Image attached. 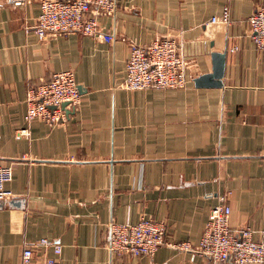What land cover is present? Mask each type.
Masks as SVG:
<instances>
[{
    "label": "crops",
    "instance_id": "1",
    "mask_svg": "<svg viewBox=\"0 0 264 264\" xmlns=\"http://www.w3.org/2000/svg\"><path fill=\"white\" fill-rule=\"evenodd\" d=\"M40 1L0 0V165L13 167L14 195L0 202V264H21L42 239L62 246L63 264H213L169 247L153 257L111 253L108 226L145 216L166 224L169 242L195 248L222 199L232 229L263 239L264 49L249 18L264 0H120L101 21L110 43L40 39ZM227 8L231 23H214ZM161 38L183 44L187 87L125 89L130 44ZM214 53L226 56L223 86L197 88ZM67 70L81 94L69 119L28 123V91Z\"/></svg>",
    "mask_w": 264,
    "mask_h": 264
},
{
    "label": "built area",
    "instance_id": "2",
    "mask_svg": "<svg viewBox=\"0 0 264 264\" xmlns=\"http://www.w3.org/2000/svg\"><path fill=\"white\" fill-rule=\"evenodd\" d=\"M16 4H27L31 0H12ZM120 0H41L40 15L32 30L40 39L49 36L81 34L102 38L110 43L111 34L101 25L103 18L114 16L119 10ZM214 23H231L227 8ZM251 38L255 45L264 49V6L249 18ZM188 61L183 44L173 38H161L148 45L131 43L126 63L123 87L131 91L180 90L188 85ZM80 90L72 70L53 75L48 82L31 88L27 94L25 120L30 123L41 120L48 124H62L80 102ZM28 135L27 130L22 131ZM13 167L0 165V202L10 201L14 195L7 189L12 180ZM216 205L210 214L200 245L176 244L167 240L164 222L142 217L137 224L110 222L108 226V250L111 253L132 257H153L159 249L199 254L213 264H264V238L254 239L250 229L231 228L232 208L225 202ZM34 247L52 249L54 256H36ZM62 246L49 239L36 245L26 246L21 264H63L60 260Z\"/></svg>",
    "mask_w": 264,
    "mask_h": 264
},
{
    "label": "water",
    "instance_id": "3",
    "mask_svg": "<svg viewBox=\"0 0 264 264\" xmlns=\"http://www.w3.org/2000/svg\"><path fill=\"white\" fill-rule=\"evenodd\" d=\"M213 58V69L209 74L199 76L194 80L197 88L212 89L221 88L223 86V78L226 71V56L221 53H214ZM80 90V89H79ZM71 114L70 112H68Z\"/></svg>",
    "mask_w": 264,
    "mask_h": 264
}]
</instances>
